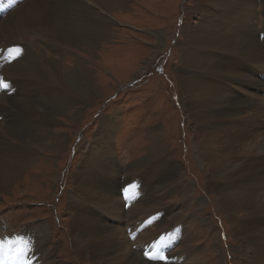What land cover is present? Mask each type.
Instances as JSON below:
<instances>
[{
	"label": "rangeland",
	"instance_id": "1",
	"mask_svg": "<svg viewBox=\"0 0 264 264\" xmlns=\"http://www.w3.org/2000/svg\"><path fill=\"white\" fill-rule=\"evenodd\" d=\"M46 1L52 16L58 22L56 28L62 31L66 28V33L70 36L71 33L80 32V27L85 31L86 20L91 21L92 25L98 20L91 14L78 13L77 10L81 11L78 0ZM203 1L130 0L128 8L112 13V35L99 39V46L94 54L90 53L86 45L79 49L58 47L57 42L50 40V31L54 29L52 26L48 27V33L45 29L26 32L29 40L41 45L48 57L63 60L64 68L73 67L76 61H84L83 65L86 64L92 70L91 76L97 93L87 104H76L66 111L65 115L56 117L58 123L51 125L54 131L63 132L69 139L64 150L45 151L42 157L29 162L30 165L12 182L8 191H0V239L4 241L9 237L12 241L13 237L25 235L27 245L30 244L28 248L51 253L52 264L53 260L62 264H98L93 262L88 252L82 254V257L74 247L71 222L74 212L70 207L69 198L78 193L74 186V177L83 165L84 154L90 145L96 142L99 129L107 122L109 124L103 128L109 130L114 161L108 171L110 170L109 173L112 172L114 177L110 174L106 177L116 180L113 185L117 193L140 191L142 197L138 203L148 198H145L147 193H158L160 197L157 206L146 209L141 224L135 225L138 221L136 218L127 219L128 214L132 212L130 204H126L123 215H127L125 223L116 224L120 219L112 218L109 222L102 221L103 225L110 224L115 225L117 229H124L121 233H125L129 243L127 248H131L133 258L138 259L139 264H244L246 251H241V243L236 241L233 223L224 218L215 204L216 196L210 194L213 192L207 188L205 173L197 160L193 135L181 103L180 76L189 74V71L190 75H195L200 70L197 60L193 70L184 68L183 65L187 55L185 50L188 49V28L195 32H191L192 34L198 32L194 30L200 22L205 24L201 21L205 10H209V18L216 16L220 9H223V14L229 13L228 6L224 4L227 0H220L218 7L215 4L203 5ZM21 2L0 0V9L8 11L12 7H18ZM262 9L263 6H257V18L253 20L254 31H257L261 43L264 42ZM92 25H89L88 31ZM203 29L206 30L205 26ZM161 31L165 33L163 43L158 38V32ZM85 32L84 37L87 35V31ZM236 38L239 41V37ZM20 48L23 52L24 46ZM2 49V65L14 59V55L19 63L25 60L21 49L15 54L10 51L17 50L16 47L9 48L8 51ZM11 62L13 64H8L9 66L19 68ZM252 73L254 77L264 75L257 68H253ZM0 81H3L2 77ZM258 86L260 87L259 82L256 84V87ZM51 89L48 84L49 98L52 96ZM5 92L9 97L15 95V91L9 87L6 90L0 89V96ZM19 93L22 94L23 91ZM255 93L264 95L262 92ZM36 94L39 95L37 91ZM13 114H17L16 119L23 117L18 111ZM34 116L38 114L34 113ZM42 124H38L34 118L28 127L38 128ZM153 145L164 148V152L161 153L158 149L159 153L147 165L136 163L152 155ZM0 157L7 160L14 158L12 148L7 147L2 138ZM97 157H100V154ZM166 158L170 162L163 166V159ZM130 165L133 167L128 170ZM124 168L127 170L123 171ZM87 173L93 175L91 170ZM177 174L184 186H177L176 190L170 191L168 179L174 180ZM126 182H134L135 188L129 189ZM121 195L123 198L124 194ZM139 225L141 232L133 238L131 230L134 232L135 227ZM39 228L46 231H39ZM31 230L34 233L27 234ZM114 232L112 231L113 234ZM42 233H46V236ZM140 244L143 245L141 250L138 249ZM161 244L164 252L157 255ZM16 246L18 247H8L5 252H0V264H8L10 260L11 264H39L37 260L40 254L33 252L24 256L30 249H22L18 244ZM20 249L22 250L19 251ZM7 253L9 256H4ZM170 256L174 259L170 260ZM177 257L181 258L180 261ZM114 258L111 257L115 261L109 264H117V258Z\"/></svg>",
	"mask_w": 264,
	"mask_h": 264
},
{
	"label": "bare ground",
	"instance_id": "2",
	"mask_svg": "<svg viewBox=\"0 0 264 264\" xmlns=\"http://www.w3.org/2000/svg\"><path fill=\"white\" fill-rule=\"evenodd\" d=\"M21 1L16 8L12 7L8 11L0 9V50L4 48L8 51L9 48L16 47L17 50L10 51L15 54L24 46L21 52L25 56V60L21 62L23 64L15 59V55L14 59L3 65L0 63V77L16 95L9 97L5 92L0 96V120L4 118L0 122L2 136L0 138L5 140L7 147L12 148L14 156L12 160L0 157V191H8L12 182L30 165L29 162L42 157L45 151L64 150L69 139L63 132L54 131L51 125L58 123L56 117L65 115V112L76 104H87L97 93L91 76L92 70L86 64L83 65L84 61H76L73 67L64 68L63 60L48 57L45 49L38 43L30 41L26 32L45 29L48 33V27L52 26L54 29L50 31V40L57 42L58 47L69 46L79 49L86 45L90 53L94 54L99 46V39L112 35L110 30L114 26L112 13L128 8L130 2V0H78L81 7V11L77 10L78 13L85 12L98 18L93 25L91 21L88 23L86 20L84 30L87 31V35L84 37L86 32L81 27L80 32L71 33L72 36L66 33L68 32L66 28L63 31L56 28L58 22L52 16L46 0ZM219 2L220 0H204L203 5L215 4L218 7ZM224 4L228 6L229 13L223 14V9H220L216 16L209 18L207 16L209 10H205L201 19L205 24L202 25L200 22L194 30L198 32L192 34L195 32L190 28L187 30L190 33L187 36L188 49L185 50L187 55L184 57L183 65L184 68L193 70L197 60V67H200V70L195 75H190L189 71V74L184 73L180 76L181 103L193 135L197 160L205 173L207 188L213 192L210 194L216 196L215 204L224 218L233 223L236 241L241 243V251H246L244 264H264V95L259 96L255 93H264V75L254 77L252 73L253 68L264 73V42L259 41L253 22L257 18V6H263L264 9V2L227 0ZM262 13L264 14V11ZM219 20L221 22L216 24ZM89 25L93 27L88 31ZM204 26L205 29L206 26L208 28L204 30ZM158 38L163 43L165 33L158 32ZM11 61L19 68L9 66L8 64H13ZM258 82L259 88L256 87ZM48 84L50 89L53 86L50 98ZM15 111L23 115L22 119L15 118L17 115L13 114ZM34 113L38 116H34ZM34 118L38 124H43L41 127L29 129L28 125ZM111 121L110 119V123ZM107 124L109 123L101 126L98 139L90 145L87 152L85 151L83 165L74 177V186L78 193L68 197L74 212L71 221L73 244L82 257V254L88 252V256L98 264L115 261L111 257L117 258V264H139L138 259L133 258L131 248L130 250L127 248L129 243L125 233H121L124 229H117L115 225L110 224L103 225L102 221L120 219L115 222L120 224L125 223L127 219L136 218L138 221L135 225L141 224L146 209L157 206L160 197L158 193H147L145 198L146 196L148 198L138 203L142 197L140 191L117 193L113 185L116 180L110 179L114 174L108 171L114 161L109 130L103 128ZM151 149V156H146L136 163L147 165L159 150L161 153L165 150L155 145ZM98 154L100 157H97ZM167 159H163V166L170 162ZM131 167L133 165L127 169ZM125 168L123 171L127 170ZM88 170H91L93 175H89ZM107 174L113 177L107 178ZM178 174L174 180L168 179L170 191L176 190L177 186H184ZM126 185L132 190L136 184L126 182ZM121 194H124L123 198ZM126 204H130L132 208L127 219V215L123 216ZM139 228L140 225L135 227L134 232L131 230L133 238L141 232ZM39 231L46 230L42 228ZM112 231H115L114 234ZM33 233L32 230L27 232L31 235ZM42 235L45 237L46 233ZM11 239L14 243L9 237L4 241L0 239V252H5L8 247L17 248V244L22 249H30L25 235L21 234ZM142 247L140 244L138 249L141 250ZM33 252L40 254L37 260L39 264H52L53 256L49 251L30 249L23 254L25 256ZM162 252L164 251L161 244L156 254ZM1 258L2 255L0 260ZM172 258L174 259L170 256V260ZM176 259L180 261L181 258ZM10 261L8 264H11ZM54 263L62 264L56 260H53Z\"/></svg>",
	"mask_w": 264,
	"mask_h": 264
},
{
	"label": "snow or ice",
	"instance_id": "3",
	"mask_svg": "<svg viewBox=\"0 0 264 264\" xmlns=\"http://www.w3.org/2000/svg\"><path fill=\"white\" fill-rule=\"evenodd\" d=\"M9 85L5 84L3 81H0V89H7Z\"/></svg>",
	"mask_w": 264,
	"mask_h": 264
}]
</instances>
